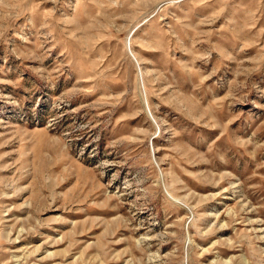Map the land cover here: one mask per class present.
Listing matches in <instances>:
<instances>
[{"label":"rangeland","instance_id":"1","mask_svg":"<svg viewBox=\"0 0 264 264\" xmlns=\"http://www.w3.org/2000/svg\"><path fill=\"white\" fill-rule=\"evenodd\" d=\"M0 264H264V0H0Z\"/></svg>","mask_w":264,"mask_h":264}]
</instances>
